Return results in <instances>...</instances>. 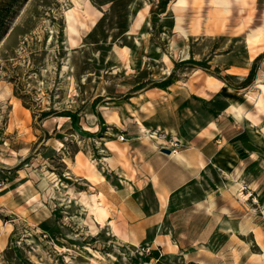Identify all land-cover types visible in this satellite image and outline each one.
Here are the masks:
<instances>
[{
	"label": "rangeland",
	"instance_id": "1",
	"mask_svg": "<svg viewBox=\"0 0 264 264\" xmlns=\"http://www.w3.org/2000/svg\"><path fill=\"white\" fill-rule=\"evenodd\" d=\"M77 1L99 17L68 53L74 0H0V89L17 101L0 100V264H264V120L227 111L254 112L243 89L264 84V0L222 17L215 0ZM78 154L99 185L68 166ZM99 191L142 241L95 222L81 194Z\"/></svg>",
	"mask_w": 264,
	"mask_h": 264
},
{
	"label": "bare ground",
	"instance_id": "2",
	"mask_svg": "<svg viewBox=\"0 0 264 264\" xmlns=\"http://www.w3.org/2000/svg\"><path fill=\"white\" fill-rule=\"evenodd\" d=\"M74 2H75L74 6L72 8H70L68 11H66V13L64 15L65 16V18H64L65 24H64V27L62 30L63 31V37L61 40L62 48L65 51H67L68 53H70L74 48H77L80 45V42L83 41L82 38L84 37L85 33L90 31L91 26H93L97 23V19L99 17L97 9L93 8L90 5L85 6V7H83V6L80 7V5H79L80 3H78L77 0H74ZM215 2H217V3L221 2L223 5V6L219 7L220 9L218 11L219 12L218 16L222 17L224 15V13L226 12V10H228V7H227L228 6V0H215ZM139 16H140V18L136 19V21H135V25H137V26L139 25V22H140L141 18L143 17V11H140ZM251 41L253 43H258V42L264 41V30L257 29L252 34ZM117 49H118L117 53H119L120 57L123 60H128V50H129L128 47L125 46V47H120ZM163 58H165V57H163ZM169 63H170V61H169ZM257 86L260 87V89H261V91H259V93H254V91L252 92V91L248 90V88L243 89L246 99L248 100V102H252V104L254 106V112L245 111L244 107L240 103L236 104V103L231 102L229 104V106L227 107V111L229 113L233 114L234 117H236L237 119H239L243 115V117H245L247 119L249 124L256 125V126H258V124L260 122H262V120H264V84H262L259 81ZM6 95L11 96L10 100H12L13 105H14V109H15L16 105H17V101H16V99H14V96L11 94V88L9 86H5L3 89H0V100L5 99ZM10 124H9V126H10ZM11 127L13 128V126H11ZM213 127H214V125H213ZM262 134H264V132H262ZM205 135H207V134H205ZM168 155H172L177 159H183L184 158V156L182 154H180L179 152H177L175 149H172ZM66 161H67L68 166L71 169H76V168H80V167L84 166V168H85V172L83 173L84 177L87 178L88 180H90L93 185H97V184L99 185L101 180H104L103 173H101V171L99 169H97V167L95 166V160L84 161L83 158H81L80 154H78L76 156L75 163H72L68 159ZM155 181L156 180H154V182ZM90 187H91V185H90ZM92 188H93V186H92ZM92 188H91V190H92ZM166 190L165 189L163 190L164 194H167ZM164 194L158 193L159 198L162 201L161 203H163V204L166 202ZM81 195H82L81 200L83 201L84 206L85 207L87 206L89 208V210L91 211V214L94 217L95 222L98 223L101 228L108 225V227H110V230H111L110 232L113 234V236L114 235L120 236L121 238H123L125 240V242L129 243V240H130L129 234L126 232V230L124 228L120 227L117 224V222L115 221V219L113 217H111V211L109 209V207H110L109 201L107 200L105 194L102 191H99V192L92 193V194L82 193ZM239 195L241 198H243L242 192H240ZM209 199H210V197H209ZM208 201H210V200H208ZM215 216H217V215H215ZM130 229H132V228H130ZM94 230L95 229H93V231ZM132 230H134V229H132ZM134 232H135V230H134ZM131 241H133V238ZM131 244L133 245V243H131ZM91 252L96 254L95 256L97 258H100L103 261L106 260L104 258V256L102 254H100L98 251H94L91 249ZM90 264H104V263L99 261V260H94Z\"/></svg>",
	"mask_w": 264,
	"mask_h": 264
},
{
	"label": "crops",
	"instance_id": "3",
	"mask_svg": "<svg viewBox=\"0 0 264 264\" xmlns=\"http://www.w3.org/2000/svg\"><path fill=\"white\" fill-rule=\"evenodd\" d=\"M184 7V6H183ZM172 18H173V24H172V26H174V24H175V16H172ZM183 21V20H182ZM175 32V31H174ZM231 70V68L229 67V68H227L226 69V71L229 73V71ZM221 89V88H220ZM162 90V89H161ZM149 91H146L144 94H145V98H149V96L147 95V93H148ZM217 92V91H216ZM191 94V93H190ZM190 94H189V96H190ZM186 98V97H185ZM199 167V166H198ZM132 213V212H131ZM143 235L142 234H140V232L139 231H137L136 233H129V238L132 240V238L133 239H135L136 241H138V239L139 240H141L142 241V239H143ZM130 240V241H131ZM147 245H149V243L147 242Z\"/></svg>",
	"mask_w": 264,
	"mask_h": 264
},
{
	"label": "trees",
	"instance_id": "4",
	"mask_svg": "<svg viewBox=\"0 0 264 264\" xmlns=\"http://www.w3.org/2000/svg\"><path fill=\"white\" fill-rule=\"evenodd\" d=\"M170 83L168 82V81H166V80H163V81H161L160 82V84L158 85L159 87H166V86H168Z\"/></svg>",
	"mask_w": 264,
	"mask_h": 264
},
{
	"label": "water",
	"instance_id": "5",
	"mask_svg": "<svg viewBox=\"0 0 264 264\" xmlns=\"http://www.w3.org/2000/svg\"><path fill=\"white\" fill-rule=\"evenodd\" d=\"M168 151V150H167Z\"/></svg>",
	"mask_w": 264,
	"mask_h": 264
}]
</instances>
